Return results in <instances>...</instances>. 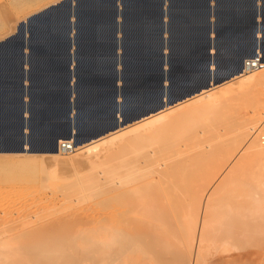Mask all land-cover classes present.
<instances>
[{"label":"bare ground","instance_id":"6f19581e","mask_svg":"<svg viewBox=\"0 0 264 264\" xmlns=\"http://www.w3.org/2000/svg\"><path fill=\"white\" fill-rule=\"evenodd\" d=\"M112 1L75 0L74 7L70 10V8L65 7L63 0H57L49 5L59 3L57 9L45 11L43 10L45 7L38 12L39 14L36 16L34 23H32L33 21L29 22L28 25H32L28 29H30L32 35H30L28 44L32 46L39 39L46 40L50 36L59 35L54 34V31L60 30L59 33H61L65 30L64 26L68 13H72L73 20L75 17L77 28H85L86 35L103 33V35L106 34L104 35L105 38L109 40L110 25H112L113 19ZM167 1H171V10L177 12V16H175L177 17L175 18L176 24H174L175 30L173 35L169 36L167 44L170 45L172 51H175L174 54L177 52L178 57L174 59L176 61L178 59L183 63V67L197 69L195 64H190L192 61H196L192 59L193 51L190 49L204 36L210 27L205 22L210 9L207 8L205 0ZM251 1H211L220 7L219 12L217 9L213 11L211 8V15L223 19L222 33L218 37L223 45L229 46V44L241 43L244 40L245 32L242 31L241 24L247 21ZM259 1L262 7L258 15H261L264 13V0ZM119 2L122 4L120 15L124 18L123 21L131 29H135V34L124 37L125 40L139 49H145L144 56L139 59L129 57V53L126 54V62L131 63V67L128 69V73H122L124 80L128 78V89L124 88L121 92L127 96L133 95L136 98L143 99L144 95L149 92L150 86L145 84L143 86L138 85L139 88H136V84H139L146 73L157 76L158 71L159 60L156 56V50L159 44L156 41V34L158 35L160 23L158 21V7L156 8L155 5L160 0H119ZM190 5L193 6L194 10L190 8ZM145 17L148 18L146 22L144 21ZM41 25L43 28H40ZM211 28H213V25ZM15 30L16 28L12 30L14 34ZM17 33L11 40L6 41L7 43L4 42L0 45V58H5L8 61L14 60L15 52L20 45L21 34L20 32ZM149 35H151V38L148 37ZM55 38H48L47 44L54 46ZM125 46L127 49L128 44L125 43ZM107 47H101L100 49ZM98 51L99 48L90 50L86 45L87 55L82 54L81 56L86 57L88 63L86 65L80 64L74 72V76L78 79L77 86L73 89L76 96L74 102L76 110H78L76 115L80 119V124L72 126L73 135L70 138L59 137L58 147L47 154H0V164H2L4 170L5 167L8 168L5 170L7 173L4 174V170L0 165L2 169L0 172L3 174L0 177V179L2 178L1 182L6 185H14L12 188L16 187L14 183L19 184L16 188L22 187V189L14 190V193L20 191V194H24L29 189H33L30 190L33 192L30 193L31 198H28L31 204H28V202V205L18 208L15 212H6L5 216L1 215L3 217L0 218V264H200L206 257H204V254L207 252L206 255H208V250H205L204 253L203 250L206 248L205 243L209 236L216 233L215 236L219 234L222 236L225 231L222 234L219 233L216 228L212 227L213 222L211 224L209 221L211 214L209 193L217 185V181H212L213 183L209 184L205 180L206 177L203 180L208 183L200 185L201 182L199 186H196L191 183L188 184L189 180L187 183L185 179L189 176L184 173L186 171L184 167L186 163L184 162L196 157L193 146H197L196 133L193 132V135L192 132L190 134L186 131L193 130V127H199V132L203 129H207V132L211 128V123L222 122L223 120L225 122L227 116L229 118V114L227 111H221L220 109L226 105L227 101L229 102V99L251 95L255 92L256 87L264 85L263 55L258 51L259 60L260 58L263 60H260L263 62L262 68L248 69L242 65L239 73L223 84L211 86L209 89L202 90L190 100H184L177 103L178 105L175 104L176 106L173 105L174 107H167L168 109L164 108L165 110L163 108L158 109L146 118L137 121V123L135 122V124L119 127L115 131L107 133L104 137L84 143L81 141L80 136L93 125V121L96 119L94 114L95 105L102 100L106 101V96H108L106 91L109 90L107 79L100 83L95 78L89 79L87 75L89 70L94 68V58ZM105 52L108 53L107 50ZM29 55L30 61L34 65L38 62H47L48 66L50 60L51 62L53 60V55L43 52L39 54L32 51ZM60 58H62V55ZM184 58L187 60H183ZM133 67H137L139 70L136 78L131 76L130 69ZM50 73L57 75L58 71L52 69ZM186 73L182 70L184 76L189 74ZM58 76L53 81L60 86L63 74L59 73ZM132 86H134V90L131 89ZM44 96L38 101L43 106L40 113L43 116L50 115L48 111L54 107L55 103H58L61 95L60 93L55 94L51 100H47ZM259 110L253 108L251 111V114L254 115L252 120L258 117ZM52 112L54 117L55 111ZM242 121L243 119L240 118L238 123H243L244 121ZM241 123L238 124L239 128L236 125L237 129L233 127L235 133L232 136L231 132L232 138L214 155L230 158L231 163L235 162L238 157L240 159L241 156L249 159V157L257 158L264 155V146L261 145L260 140L252 142L245 149L244 146L239 149L242 138L253 137L259 130V127L256 126L257 121H252L243 129L240 128V126H243ZM35 124H38V122H34ZM34 125L32 124V126ZM175 131H178L177 134ZM202 132L198 134L201 135ZM211 132L207 136L215 137ZM216 140H220V137ZM60 142L68 143L69 149H61ZM201 156L207 157L209 155ZM186 167H188V164H186ZM16 171L21 173L17 172L13 176L12 172L15 173ZM27 171L29 173H23ZM184 179L186 182H183ZM54 185L59 188L60 194H58L62 198V201H60L62 203L64 201L63 204L60 202L59 207L65 205V208H67L68 205L66 207V204L68 202L70 205L72 201L78 202L75 204L76 207L72 205L73 208L63 217L54 216V212L57 211H54L56 203L53 202L54 196L52 197V195L54 193L46 192V189H48L46 187ZM262 187L258 191H264V185ZM254 189L255 187L253 191ZM251 190L250 187V194H253L252 198L255 194L260 195L259 192H254V194ZM203 191H206V194L201 206L202 197L200 193ZM9 192H12V190ZM250 194H247L246 197L250 196L251 199L252 194ZM262 197L253 200L248 197V200L251 201L250 203L253 206L258 207L260 202L258 204L255 200H264ZM84 200L93 201L94 207L91 205L89 208L93 207L94 209L90 211L87 208V211L85 210L88 207V202L85 205L86 207L82 208L85 204L82 203ZM79 201L83 204L80 207ZM245 203L247 205V207L244 206L245 210H248V212L254 210L253 206L251 208V204L248 205L247 201ZM33 207L36 209L31 211ZM259 209L258 207L255 210L259 212ZM245 210L243 211L242 208L243 212ZM255 210L253 212L258 213ZM88 211L89 213H87ZM245 213L247 214V211ZM216 225L220 226V223ZM219 226L215 227L219 228ZM212 228L215 229L213 233H211ZM235 228L233 226L232 229L235 230ZM232 229L230 233L229 230H226L224 236L227 234L228 237L230 234L229 237H231L234 233ZM259 230L262 231V229ZM259 230L257 231L260 232ZM203 243L205 246H203Z\"/></svg>","mask_w":264,"mask_h":264},{"label":"crops","instance_id":"0c3cea01","mask_svg":"<svg viewBox=\"0 0 264 264\" xmlns=\"http://www.w3.org/2000/svg\"><path fill=\"white\" fill-rule=\"evenodd\" d=\"M74 1L75 0H71V5L65 1L63 2L65 3V7L72 10ZM211 1L213 0H205L207 8L210 9L205 22L208 27H210L205 32L204 36L190 49L193 51L192 59L198 61H192L190 64H195L197 69L194 67L193 69H186L183 67V63L178 59L177 61L174 59L178 57L176 55L177 52L174 54L173 52L175 51H172L170 45L167 44L169 42V36L174 33V24H176L175 18H177L175 17L177 16V12L171 10V1L160 0V2L155 5L156 8L158 7V21L160 23L158 35L156 34V41H158L159 44L156 50V56L159 60V72L157 71V76L146 73L140 80L141 82L139 81V84H136V88H139L138 85L143 86L148 84V86H150L149 92L144 95L143 99L136 98L133 95L127 96L121 92L124 88L128 89V78L124 80L122 73H128V69L131 67V63L126 62L127 53L124 37H128L132 34L134 35L135 29H131L129 25L123 21L124 18L120 15L122 12V4L119 0L112 1L111 9L113 11V19L109 41L101 40L103 33H100V35L94 33L96 42L100 44L108 43L109 45L107 48L99 49L98 53L95 55V71L93 72L96 81L102 83L105 79L108 80L109 90L106 91L108 96H106L105 102L102 100L96 103L94 108L96 119L93 121V125L87 128L80 136L82 142L89 143L104 137V135L111 131H115L119 127H126V125L135 124V122L137 123V121L146 118L148 115L135 120V115H139L144 110H151L152 101L159 97L165 101L167 99H180V101H175L173 104H165L162 107L164 109L184 100H190L194 98L195 95L197 96L202 90L209 89L211 86L220 85L229 81L239 73L245 60L256 55L258 56V51L263 55L264 59V13L258 15L262 7L261 2L259 0H252L249 5L250 8H248L247 21L241 24L242 31L245 32L244 40L241 43H233L228 46L223 45L222 41L218 39L219 35L222 33L223 19L217 17L219 19L218 21L214 15H211V8L213 11H216V9L218 12L220 11V7H218L215 2ZM58 7L59 3H56L43 10L48 11L54 8L57 9ZM190 8L194 10L192 5H190ZM36 11L28 14L30 17L27 19L21 20L24 22L23 26L19 25L21 21H17L15 33L16 31H21V36L20 45L15 52V61H8L5 58H0L1 155L14 153H27L31 155L47 154L58 147L60 138H70L73 135L71 123L74 117L77 116V110L73 107L74 101L76 100L75 90L73 89L78 83V79L74 76V72L80 64L86 65L88 63L87 58L81 56L82 54L87 55L86 45L83 42V38L86 37L87 31H85V28L79 31L75 26V17L73 20L72 13H68L66 17L67 25L65 24L64 26L65 30L61 33H59L60 30L54 31V34L59 35L48 37H56L54 46H52V44H47L48 42L46 41L48 38L46 40L39 39L31 46L28 44L30 35H32L30 29H28V22L39 14L35 13ZM144 21H148V18L145 17ZM212 25L213 28H211ZM8 33L1 36L0 45L12 39L14 34ZM148 37L151 38V35ZM253 47L255 48L252 53ZM106 50L108 53L105 52ZM32 51L39 54L43 52L51 56L53 55V60L52 62L50 60L48 66L47 62H38L34 65L30 61L29 55ZM60 54L62 58H60ZM183 60L187 59L184 58ZM260 60L262 59L260 58ZM198 63L200 67L197 65ZM52 69H55V71L57 70L58 74H63V76H61L60 86L53 81V79L55 80L59 76L58 74L50 73ZM182 70L186 71V74H189L184 76ZM204 82H208L211 85L199 91V84ZM153 86L154 88H152ZM131 89L134 90V86H132ZM58 92L61 95L60 105L59 103H55L54 107L48 111L50 115H40L43 106L38 101L41 100L44 95L48 97L44 96L47 100H51L55 94H59ZM35 99H37L36 102ZM52 111H55L54 117L52 116ZM113 113L118 120L124 122V125H117L113 130L102 133L110 124ZM149 115H151V113ZM34 122H38V124L34 125ZM32 124L34 126H32ZM68 130H70L69 136H67ZM20 146L25 148L26 151L15 152L14 150Z\"/></svg>","mask_w":264,"mask_h":264},{"label":"rangeland","instance_id":"374dc122","mask_svg":"<svg viewBox=\"0 0 264 264\" xmlns=\"http://www.w3.org/2000/svg\"><path fill=\"white\" fill-rule=\"evenodd\" d=\"M56 1L57 0H0V37L5 35L8 32L11 34H14V32L12 30L16 27L17 21L20 22L22 19H24V20L27 19L28 17H30L28 14H30L36 10L37 11L35 13H38L43 8L47 7L46 5H49V4L54 3ZM94 4L97 5V3H95V2H94ZM32 19H34V20H32ZM32 19L30 21H33L32 23H34L36 20V16L33 17ZM29 22H28V24H29ZM31 25L32 24L28 25V28ZM12 27H14V28L12 29ZM40 28H43L42 25ZM80 29H82V28L78 27V30H80ZM94 35L95 34H88V35H85L86 39L83 38V42L85 43V45H87L88 49L96 50L98 48L100 49L101 47L109 46L108 43L100 44L99 42H96ZM97 35H100V33ZM102 37H103V39H102ZM101 40L102 41H109L105 38V36L103 34L101 36ZM124 41L126 44H128V47L126 50L128 51L127 54L129 53L128 54L129 57L134 58V59H139L142 56H144L145 49H139V48L131 45V43L129 41L125 40V38H124ZM94 71H95V69L92 68L87 73L89 79H94V74H93ZM130 72H131V76H133V78H136L137 74L139 73V70L137 67H133L130 69ZM246 96L247 95L243 96L242 98L237 97L238 99H234V98L229 99V102L227 101L226 105L224 107L222 106L223 108L221 107L222 109H220L221 111H227V113L229 114V118L226 115L227 119L225 122H223L224 120L222 122L219 120L220 122L217 121V123L216 122L211 123L212 125L211 126L209 125L211 127L210 129L208 126L209 132L208 131L206 132L207 129L206 130L203 129L202 131H204L206 133L201 131L202 134L199 135L201 133V132H199L200 131L199 127H193V130L190 129L189 131L188 130L186 131V132H190V134L192 132L193 135H194V133H196V136H197V137L195 136L197 146H193V149H194L193 152L196 154V157H194L192 160L188 159V161L186 160L184 162V163L188 164V167H186V164L184 165L185 170H186L184 173L186 174V176H189L188 178L185 177L187 183L189 180L188 184L191 183L193 185L199 186V184L201 182L202 183L200 185H202V184L204 185L208 182L210 184V183H213L214 181H217V183H216L217 185H215L211 189V191H212V192L210 191L211 194L209 193L210 198H211L210 199V205H211L210 213L211 214L209 216V218H210L209 221L211 224L213 222L212 227L216 228V231H218L219 233L221 232V234L223 233V231L226 232V230H229V233H230L233 226L236 227L235 230L232 229V230H234V233L231 237H229L230 234L228 233V231H227V233L229 234L228 237H227V234H226V236H224L225 232H224V235H222V236L219 234L221 237L219 235L215 236L217 233L215 235H211L213 237L209 236V239H207V241L205 243L206 246L203 243V246H205L206 248H204V250L202 248L203 253L205 250H208V255H206L207 252L204 254V257L205 256L206 257H205V259L203 258L204 260L201 261L200 264H202V262H203V264H264V228H263L264 227V204H263L264 200L263 199L257 200V201L255 200V202L256 203L258 202V204L260 202V204L258 206L260 209L258 212L257 210H255L258 207L257 206L255 207V205L253 206L250 203L251 201L248 200V197L250 199V196L246 197L247 194H250V187H251V189H252L251 191L253 193L254 192L260 193V195H256L254 193L256 196L254 195L253 198H252L253 194L251 193L252 195L251 194L250 195H251L252 200L254 198L255 199H258L259 197L261 198L262 196H263L262 198H264V195H262L264 193V191H262L263 190L262 186L264 185L263 184L264 183L263 182L264 181V155L262 157L260 156L257 158L256 157L255 158L249 157V159H248V157L246 158V157L241 156L240 159H239V157L237 158L238 160L235 159V162L233 161L234 163L230 162V158H227V157L223 158V157H218L217 155H214L215 152H217L225 143H227V141L229 142L230 138H232L233 133H235V129H234V128H236L235 125L238 126L237 128H239L238 124H240L241 122L238 123V121H240V118L243 119V121H244V122L242 121L243 123H241V125L243 124V126H240V128L243 129V128L247 127L252 121L253 122L257 121L256 126L259 127V130L257 131L256 135L253 137H246L244 139L242 138V140H240V141L243 143L240 142L239 149H241L243 146L245 149L252 142L259 141L258 135H260L261 133L264 132V85L263 84L259 85L258 87L255 88L254 93H252L251 95H248L247 97ZM58 103L60 104V100L58 101ZM73 107H74V109H76L75 102H74ZM255 107L258 110L260 109L259 110L260 114L258 115L257 118L255 117L256 119L253 118L255 120H252V117L254 115L251 114V111L253 110V108L256 109ZM240 114H241V116H240ZM78 124H80V119H79V117L76 116L72 120L71 125L74 126V125H78ZM213 130H215V131H213ZM177 132L178 131H175L176 134H177ZM210 132L214 134L215 137H213V138H216L218 136L216 139H218L220 137V140H216L210 136H207V134ZM231 132H232V136H231ZM204 134H205V136H204ZM260 143H261V145L263 144V146H264V143H262V142H260ZM205 147H206V149H204ZM209 147H210V149H209ZM206 154L209 156H207V157L201 156V155H206ZM243 158H245V159H243ZM241 163H242V165H241ZM0 165L2 166V164H0ZM241 166H242V168H241ZM2 168H3V166H2ZM7 169L8 168L5 167V170H7ZM101 169H100V171H101ZM0 170L2 171L1 168H0ZM3 170H4V168H3ZM5 170L3 171L4 174L7 173V171L5 172ZM17 172L21 173L19 171H16L15 173L12 172V174H14L13 176H15V174ZM23 173H29V171L23 172ZM0 174H1L0 177L3 176V174L1 172H0ZM17 175H19V174H17ZM100 175L103 176L102 174H100ZM197 176H199V177H197ZM208 176H209V179H208ZM213 176H215V177H213ZM1 179H0V218L5 216L6 212L7 213L15 212L16 210H18V208L20 209L24 205L26 206V204L28 202H29L28 204H31L29 199L31 198L30 193H33L30 191V190H33L32 188L28 190L29 193L25 192L24 194H20L21 193L20 191H18L17 193H14V190L18 189L16 187L19 184L14 183L16 185V187H14V188H12L14 185L11 186L8 184L9 185V187H8V185L1 182ZM185 179L183 180V182H186ZM195 179H196V181H195ZM203 179H205L208 182L204 181ZM210 180H211V182H210ZM187 183H185V184H187ZM260 183H262V184H260ZM253 184H255V185L258 184V185H256L258 187V189L255 185L253 186ZM57 187L54 185L51 187H46L48 189H46V188L45 189H46V192L50 191V193L51 192L54 193L52 195V197L54 196L53 202H56L55 206H54V208H55L54 211L57 210L54 212V216L59 215L60 217L61 216L63 217L70 212V210L73 208L72 205L75 206V204H77L78 202L76 203V202L72 201L71 205L68 204L69 202L67 204L65 203L66 207L68 205V207L65 208V205H62L64 203V201H63V203L61 202L62 198L59 196L60 192H59V188H57ZM254 187H255V189L253 191ZM26 188H27V186H26ZM260 188L262 190L258 191ZM20 189H22V187H19L18 190H20ZM10 190H12L13 193L9 192ZM261 191H262V194H261ZM205 192L206 191H203L200 193V196L202 197L201 198V206H202L203 201H204V196L206 194ZM58 199H59V201H58ZM79 199H81V198L79 197ZM246 201H247V204L248 205L251 204L250 205L251 208L253 206L254 210L257 211L258 213L253 212L254 210L252 209V211H249L250 212V214H249L248 210L244 209L245 207H247V205L245 203ZM60 202L62 203L61 204L62 206L59 207ZM87 202H88V200H84L82 202L83 204L85 203L84 207H82V208L86 207L85 205L87 204ZM89 202L87 204L88 207H86V209H85L86 211H87V208H88V210L90 209V211L94 209L93 208L94 207L93 201L89 200ZM255 202H253V203H255ZM79 204H80L79 207L83 205V204H81V201H79ZM91 205L93 207L89 208V206L91 207ZM242 208H243V211L244 210H245V212L247 211V214L242 211ZM35 209L36 208L33 207L31 209V211H33ZM65 211H66V213H65ZM87 213H89V211ZM244 214H246L247 216ZM1 215H3V216H1ZM59 216H57V217H59ZM57 217H55V218H57ZM215 222H216V224L220 223V226L216 225ZM215 226H219V228L215 227ZM229 227H231V229H229ZM257 227H260V228H257ZM213 228H212L211 233H213V231H215V229H213ZM259 229H262V231ZM257 230H259L260 232H258ZM208 240H210V241H208Z\"/></svg>","mask_w":264,"mask_h":264},{"label":"water","instance_id":"95a60500","mask_svg":"<svg viewBox=\"0 0 264 264\" xmlns=\"http://www.w3.org/2000/svg\"><path fill=\"white\" fill-rule=\"evenodd\" d=\"M63 1H65L69 5H71V0H63ZM23 24H24V22L21 21L19 25L23 26ZM254 48L255 47H253V49H252V53L254 52ZM210 85L211 84H209L208 82L200 83L199 86H198V89L200 91L201 89L208 88ZM199 91H197V92H199ZM175 101H180V99H178V98L177 99H171V100L167 99L165 101V100H162L161 97H159V98H157V99L152 101L151 110H144L139 115L136 114L135 115V120H138V119H140L143 116H147L150 113L156 112L158 109L162 108L165 104L166 105L173 104ZM117 125H124V122H122V120H118V118L113 113L110 124L107 126V128L102 133H105V132H107L109 130H113L114 128H116ZM102 133H100V134H102ZM69 135H70V130L67 131V136H69ZM55 146H56V142H55ZM14 151L15 152H24V151H26V149L22 148L20 146Z\"/></svg>","mask_w":264,"mask_h":264},{"label":"built area","instance_id":"2783aa9c","mask_svg":"<svg viewBox=\"0 0 264 264\" xmlns=\"http://www.w3.org/2000/svg\"><path fill=\"white\" fill-rule=\"evenodd\" d=\"M243 66L248 68V69H251V68L259 69V68H262L263 62L260 61L259 57L256 55V56H253V57L247 59L246 61H244ZM258 138H259L260 142H263L264 141V133L258 135ZM60 148L63 150H68L69 145L66 142H60Z\"/></svg>","mask_w":264,"mask_h":264}]
</instances>
